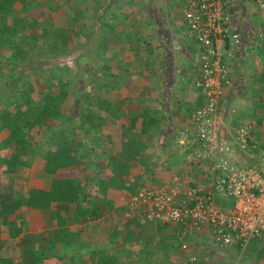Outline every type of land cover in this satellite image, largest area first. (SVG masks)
<instances>
[{"label":"crops","instance_id":"1","mask_svg":"<svg viewBox=\"0 0 264 264\" xmlns=\"http://www.w3.org/2000/svg\"><path fill=\"white\" fill-rule=\"evenodd\" d=\"M95 2L99 3L104 27L97 35L105 42L101 51L114 56L113 67L106 66L113 81L102 84L104 97L97 126L112 134L102 138L106 153L99 160L90 159L88 175H81L78 158L75 166L66 165L57 172L63 178L73 176L82 186L80 208L77 203L61 201L52 202L46 210L27 207L31 189L50 190L52 178L44 171L48 147L38 151L33 162L19 158L24 166L17 163L19 174L12 178L6 164L0 163L1 207L10 206L12 201L19 204L12 213L0 210L2 262L100 264L99 258L106 255L122 264L120 256L111 255L119 251L127 262L149 264L157 248L162 260L156 262L163 264L170 256V247H179L182 255L176 230L130 213L128 201L138 189L160 187L175 177L191 185L206 181V168L193 167L185 159L186 151L194 146L185 148L177 140L179 130L190 126L192 113L202 103L195 85L196 69L188 59L194 47L184 33L183 1L85 0L83 9ZM232 3L233 24L242 32L244 42L229 62L231 83L215 121L216 131L227 140L232 139L235 126L246 121L257 122L260 134L264 130L262 121H258L264 114L260 111L264 97L256 96L259 89L264 96V11L250 0ZM254 45L260 54H254ZM109 46L113 52L107 51ZM60 112L70 116L69 109ZM23 170L26 173L20 174ZM9 184L15 187L7 192ZM203 236L209 238L206 233L193 238ZM103 249L108 252L103 253ZM213 249L236 261L233 252L237 247ZM142 257L149 261H142Z\"/></svg>","mask_w":264,"mask_h":264},{"label":"built area","instance_id":"2","mask_svg":"<svg viewBox=\"0 0 264 264\" xmlns=\"http://www.w3.org/2000/svg\"><path fill=\"white\" fill-rule=\"evenodd\" d=\"M182 1L202 103L178 138L185 148L194 146L185 159L206 168V181L191 185L175 177L160 187H142L130 196L128 210L172 226L188 258L185 264H197L190 239L199 233L210 235L220 249L237 247L241 253L253 240L264 239V130L260 134L257 122L246 121L235 126L231 140L216 131L220 101L231 83L229 62L244 42L233 24L232 0ZM250 1L264 11V0ZM258 121L264 125V114Z\"/></svg>","mask_w":264,"mask_h":264},{"label":"rangeland","instance_id":"3","mask_svg":"<svg viewBox=\"0 0 264 264\" xmlns=\"http://www.w3.org/2000/svg\"><path fill=\"white\" fill-rule=\"evenodd\" d=\"M98 4H90L87 10L83 9L86 8L85 0H24L14 5L15 12L5 24L13 25L11 17L16 16L21 20L22 28H19L15 38L16 45L18 44L16 48L15 45L0 47V108L25 112L36 110L39 103H44L45 97L56 101L52 106L54 114L51 119L35 121L31 127L25 125L24 131L29 134L28 140L32 148H21L13 142L7 144L9 131L3 129L0 132V163L6 164L12 158L17 163L19 158L33 162L38 151L48 147L47 139L50 134L60 130L69 134L74 149L79 152L76 159H79L78 169H81V175H88L86 173L89 172L88 162L90 163L91 158L99 160L106 153L102 138L112 134L93 124L99 123L101 99L104 97L102 84L108 79L109 83L113 81L109 72H106V66L110 64L113 67L114 56L113 53L101 51L105 42L97 39L98 33L104 30ZM30 23L34 25L30 26ZM253 49L255 55L261 53L258 52L260 49L257 50V45ZM107 51L113 52L111 46ZM261 86L264 89V84L261 83ZM108 87L109 84L106 86L107 91ZM62 91L66 97L60 96ZM256 93L259 98L264 97L261 89L256 90ZM62 108L69 109V117L60 112ZM260 109L264 112V106ZM15 169L14 173L8 172L11 178L17 176V166ZM26 171H20V174ZM14 187L9 184L7 192L10 189L13 191ZM226 201L230 202L228 198ZM2 204L0 203V210ZM208 236L209 238L203 236L196 240L190 239V245L197 246V249L192 250L198 258L197 264H264V239L253 240L243 253L239 250L233 252L236 261H229L226 253L221 255V252H215L213 248L217 246L213 238ZM255 243V248L250 250ZM106 250L103 249L102 252H108ZM155 250L154 259L149 264H157L156 261L162 260L159 250ZM169 251L170 256L163 264H185V260H188L182 249L180 255L179 247H170ZM111 255L120 256L122 264L136 263L124 260L125 256L119 251ZM141 260L149 261L143 257ZM118 264H121L119 260Z\"/></svg>","mask_w":264,"mask_h":264},{"label":"trees","instance_id":"4","mask_svg":"<svg viewBox=\"0 0 264 264\" xmlns=\"http://www.w3.org/2000/svg\"><path fill=\"white\" fill-rule=\"evenodd\" d=\"M18 0H0V47L3 46H18L15 38L18 36L21 20L13 16V25L7 26L5 23L8 18L15 12L14 5ZM36 23V22H34ZM34 23H30L33 26ZM193 46V45H192ZM194 50L188 52V59L193 65ZM194 67V66H193ZM61 97H66L65 92L60 93ZM54 98L45 97L44 103H39L36 110L21 112L19 109L11 110L8 108H0V132L3 129L9 131L7 144L15 143L21 148H32L28 140L29 134L24 131L25 125L31 127L35 121L43 122L53 117ZM32 116V118H31ZM93 124L97 127L98 124ZM82 128V127H81ZM48 149L45 151L44 158L46 160L45 173L52 178L50 190L44 191L39 189H31L29 191L26 205L28 208H36L46 210L51 207L52 202L61 201L68 203H77L79 208L81 204L78 202L79 194L82 191V186L78 184L76 178L73 176H65V178L58 175V171L66 165L75 166L77 164L76 150L73 147L72 139L65 130L58 132L54 131L47 139ZM18 163L21 165L23 162ZM7 170L9 173H14L17 166L15 158L6 161ZM19 204L16 201L10 202V206L2 207L3 213H12ZM115 237V236H114ZM128 240V239H126ZM2 260V258H1ZM100 264H118L113 257L104 255L99 258ZM10 262V261H8ZM8 262L0 261V264H8ZM11 264V263H9ZM91 264H94L91 262Z\"/></svg>","mask_w":264,"mask_h":264},{"label":"clouds","instance_id":"5","mask_svg":"<svg viewBox=\"0 0 264 264\" xmlns=\"http://www.w3.org/2000/svg\"><path fill=\"white\" fill-rule=\"evenodd\" d=\"M263 240V239H262ZM240 252V251H239ZM243 253V252H242Z\"/></svg>","mask_w":264,"mask_h":264}]
</instances>
